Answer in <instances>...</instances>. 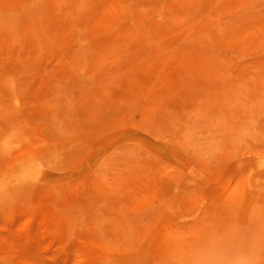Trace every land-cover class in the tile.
<instances>
[{
  "label": "rangeland",
  "instance_id": "obj_1",
  "mask_svg": "<svg viewBox=\"0 0 264 264\" xmlns=\"http://www.w3.org/2000/svg\"><path fill=\"white\" fill-rule=\"evenodd\" d=\"M0 264H264V0H0Z\"/></svg>",
  "mask_w": 264,
  "mask_h": 264
}]
</instances>
